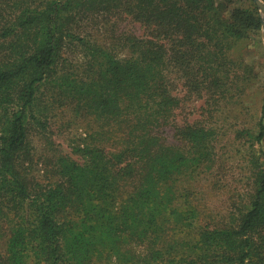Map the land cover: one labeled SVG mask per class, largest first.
Segmentation results:
<instances>
[{
    "label": "trees",
    "instance_id": "1",
    "mask_svg": "<svg viewBox=\"0 0 264 264\" xmlns=\"http://www.w3.org/2000/svg\"><path fill=\"white\" fill-rule=\"evenodd\" d=\"M261 31L254 0H0V264H264V87L243 192L176 120L253 117Z\"/></svg>",
    "mask_w": 264,
    "mask_h": 264
},
{
    "label": "rangeland",
    "instance_id": "2",
    "mask_svg": "<svg viewBox=\"0 0 264 264\" xmlns=\"http://www.w3.org/2000/svg\"><path fill=\"white\" fill-rule=\"evenodd\" d=\"M261 12V11H260ZM262 16V13H261ZM128 28L134 29L135 32L142 34L143 31L137 26L128 25ZM261 40V44H259L258 49H247L245 48L246 57L249 62H253L258 70L260 76V83L254 85L250 91L253 93L247 100L246 103L253 112V117L250 115L247 118L240 120L239 122L232 119L230 115L227 117L219 116L216 118H210L207 114L204 115V102L203 100L199 99H192V100H184L181 104L180 109L176 112V120L177 123L183 124L186 122H195L198 120L206 121L208 120L209 123L213 125L215 130L219 133L218 136V145L217 151L221 154L222 160L226 163L228 168H234V171L229 172V182L230 188L231 187H238V190L243 192L248 187V181L250 176V168L245 160L242 159L244 152L248 151L247 147V140L245 138L238 139L236 136V129L243 130L244 128L253 127L256 129L255 123L260 116V107H261V98L260 96L256 97L255 92L258 88L264 87V37H263V26L261 35L259 37ZM177 94L179 96L184 95L183 90H178ZM255 114V117H254ZM247 115V114H246ZM254 119V120H253ZM38 132V131H37ZM37 132L32 133V140L33 145L36 147L35 152H38L37 159H38V169L45 166V158L48 157V135L44 139L37 134ZM173 130H168V137L170 141L173 140L172 138ZM64 142L63 139H59L58 143ZM237 147L240 151L236 150ZM259 148L264 149V141L262 143V147L258 145ZM32 264V261L30 262Z\"/></svg>",
    "mask_w": 264,
    "mask_h": 264
},
{
    "label": "water",
    "instance_id": "3",
    "mask_svg": "<svg viewBox=\"0 0 264 264\" xmlns=\"http://www.w3.org/2000/svg\"><path fill=\"white\" fill-rule=\"evenodd\" d=\"M254 1L262 13V26H263V37H264V1L263 0H254Z\"/></svg>",
    "mask_w": 264,
    "mask_h": 264
}]
</instances>
